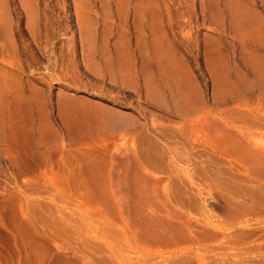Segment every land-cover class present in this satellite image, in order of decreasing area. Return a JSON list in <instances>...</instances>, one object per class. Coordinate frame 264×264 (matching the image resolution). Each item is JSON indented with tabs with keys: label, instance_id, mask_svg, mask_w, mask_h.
Segmentation results:
<instances>
[{
	"label": "rangeland",
	"instance_id": "1",
	"mask_svg": "<svg viewBox=\"0 0 264 264\" xmlns=\"http://www.w3.org/2000/svg\"><path fill=\"white\" fill-rule=\"evenodd\" d=\"M0 264H264V0H0Z\"/></svg>",
	"mask_w": 264,
	"mask_h": 264
},
{
	"label": "bare ground",
	"instance_id": "2",
	"mask_svg": "<svg viewBox=\"0 0 264 264\" xmlns=\"http://www.w3.org/2000/svg\"><path fill=\"white\" fill-rule=\"evenodd\" d=\"M86 24L84 23V25L83 26H85L86 28H88L89 30H90V28H94V26L92 27V24H91V19L90 18H86ZM90 27V28H89ZM86 28H85V31H86ZM88 31V30H87ZM91 31V30H90ZM90 31H88V32H90ZM93 32V31H92ZM93 35V37H94V33L92 34ZM89 37V36H88ZM91 37V36H90ZM89 37V38H90ZM96 37V36H95ZM92 38H90V40H91ZM95 39V38H94ZM93 39V40H94ZM90 40H88V41H90ZM92 42V41H91ZM95 41H93V43H94ZM91 44V43H90ZM156 44V43H155ZM154 45V44H153ZM153 45H151V46H153ZM93 46H95L94 44H93ZM155 46V45H154ZM156 46H157V44H156ZM158 47V46H157ZM159 48V47H158ZM153 51H154V49H153ZM154 53V52H153ZM122 54H124V53H122ZM125 57V56H124ZM128 57V56H127ZM159 57V56H158ZM159 58H163V57H159ZM128 60V59H127ZM163 60V63L165 64H163L161 61L159 62V63H157L158 65H159V70H160V72H161V74L162 73H166L167 74V72H169L170 74H171V72H172V70H171V68H170V61L169 60H167V59H165V58H163L162 59ZM154 61H155V59H154ZM127 63V62H126ZM155 63H156V61H155ZM163 64V65H162ZM157 67V66H156ZM152 71H155L154 69L152 70ZM153 73H155V72H152L151 74H153ZM157 73L160 75V73L157 71ZM154 75V74H153ZM175 75V74H174ZM156 76V75H155ZM152 77V76H151ZM162 77L164 78V75H162ZM167 81V80H166ZM170 82V81H169ZM168 85V84H167ZM172 85H173V83H172ZM173 93H175V92H173ZM174 97V96H173ZM181 97V96H180ZM179 100V99H178ZM181 100V99H180ZM187 101V100H186ZM188 102V101H187ZM181 103V102H180ZM183 104V103H182ZM189 107V106H188ZM187 110V109H186ZM85 157H87L86 155H85ZM89 157V156H88ZM87 157V158H88Z\"/></svg>",
	"mask_w": 264,
	"mask_h": 264
}]
</instances>
